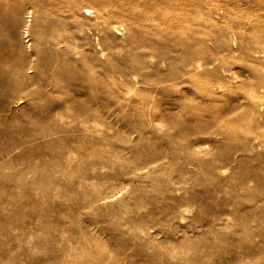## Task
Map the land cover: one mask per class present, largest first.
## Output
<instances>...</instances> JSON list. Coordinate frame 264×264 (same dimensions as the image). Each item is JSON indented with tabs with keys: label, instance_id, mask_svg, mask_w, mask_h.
<instances>
[{
	"label": "rangeland",
	"instance_id": "obj_1",
	"mask_svg": "<svg viewBox=\"0 0 264 264\" xmlns=\"http://www.w3.org/2000/svg\"><path fill=\"white\" fill-rule=\"evenodd\" d=\"M0 81V264H264V0H0Z\"/></svg>",
	"mask_w": 264,
	"mask_h": 264
},
{
	"label": "bare ground",
	"instance_id": "obj_2",
	"mask_svg": "<svg viewBox=\"0 0 264 264\" xmlns=\"http://www.w3.org/2000/svg\"><path fill=\"white\" fill-rule=\"evenodd\" d=\"M25 32H27V31H25ZM11 56V55H10ZM4 71V70H3ZM10 78V77H9ZM1 82V81H0ZM12 82V81H11ZM2 95V94H1Z\"/></svg>",
	"mask_w": 264,
	"mask_h": 264
}]
</instances>
